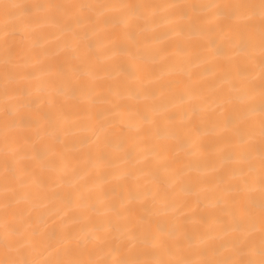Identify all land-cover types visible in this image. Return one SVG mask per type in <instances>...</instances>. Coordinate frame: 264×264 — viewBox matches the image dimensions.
Wrapping results in <instances>:
<instances>
[{
	"label": "bare ground",
	"instance_id": "1",
	"mask_svg": "<svg viewBox=\"0 0 264 264\" xmlns=\"http://www.w3.org/2000/svg\"><path fill=\"white\" fill-rule=\"evenodd\" d=\"M0 264H264V0H0Z\"/></svg>",
	"mask_w": 264,
	"mask_h": 264
}]
</instances>
